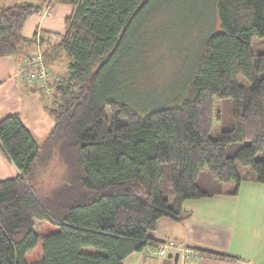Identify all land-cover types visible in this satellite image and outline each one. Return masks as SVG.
I'll use <instances>...</instances> for the list:
<instances>
[{
  "label": "trees",
  "instance_id": "16d2710c",
  "mask_svg": "<svg viewBox=\"0 0 264 264\" xmlns=\"http://www.w3.org/2000/svg\"><path fill=\"white\" fill-rule=\"evenodd\" d=\"M173 1L0 8V58L23 67L41 53L50 92L23 83L43 95L55 121L39 143L18 114L0 120L1 150L19 170L0 182V264H124L161 243L150 237L161 219L188 217L186 201L264 185V51H253L254 43L264 48V0H200L206 8L193 18L195 39L180 43L191 60L197 52L191 74L153 84L142 30L153 23L150 12ZM60 3L73 8L64 34L24 36L30 18ZM226 101L230 120L213 138L215 108ZM56 169L58 182L42 187ZM36 223L51 230L41 235Z\"/></svg>",
  "mask_w": 264,
  "mask_h": 264
},
{
  "label": "crops",
  "instance_id": "0c3cea01",
  "mask_svg": "<svg viewBox=\"0 0 264 264\" xmlns=\"http://www.w3.org/2000/svg\"><path fill=\"white\" fill-rule=\"evenodd\" d=\"M39 0H0V8L20 2ZM72 6L55 4L49 14L34 16L24 26L27 38L35 33L64 34ZM47 14V15H46ZM20 61L15 57L0 58V120L18 114L32 137L41 143L55 125L46 109L45 98L20 78ZM59 68L55 69L58 70ZM19 175V170L0 147V182ZM231 187V186H230ZM230 187L227 189L229 190ZM188 217L182 222L161 219L151 239L176 242L199 251L220 253L235 260L201 257L193 264H264V185L244 182L238 195H220L183 204ZM239 259V260H238ZM124 264H161L147 251L129 256ZM163 264H175L170 259Z\"/></svg>",
  "mask_w": 264,
  "mask_h": 264
},
{
  "label": "rangeland",
  "instance_id": "374dc122",
  "mask_svg": "<svg viewBox=\"0 0 264 264\" xmlns=\"http://www.w3.org/2000/svg\"><path fill=\"white\" fill-rule=\"evenodd\" d=\"M203 2L200 0H174L171 4H164L157 11L150 12L149 15L146 16L145 19H148L150 22L152 20L153 23H150L146 28L144 26V33L142 30L141 35L143 39L144 34L146 41L150 43L147 47L146 57L144 55V67H146L144 72H146L149 81H152L153 84H169L172 80L174 84H180L181 79H178L180 73L184 75V78L189 77L191 74L192 66L196 61L197 52H194V60H191L190 55L185 51V48L180 46V43L184 41L191 43L195 39L193 24L196 21H193V18L197 13L202 12L204 8H206ZM162 39L171 45H161L159 40ZM260 48L261 46H257L255 43L253 44V51L255 54L264 51V48ZM22 69L23 67L20 65V78H22ZM172 76L173 78H171ZM226 102L227 103L218 102L215 108L214 129L211 132L213 138H218L220 136L223 130L222 128L225 127L224 124L228 123L230 120V101ZM217 118L221 121H218ZM60 176V169L54 170V173L49 171L43 175V180L41 182L42 187L45 186V188L48 189L52 183L58 182ZM227 186H225V189H228L231 185L229 187ZM226 193L228 192L226 191ZM35 229L41 235H45L51 230L39 223H36ZM87 251L92 252L93 250Z\"/></svg>",
  "mask_w": 264,
  "mask_h": 264
},
{
  "label": "built area",
  "instance_id": "2783aa9c",
  "mask_svg": "<svg viewBox=\"0 0 264 264\" xmlns=\"http://www.w3.org/2000/svg\"><path fill=\"white\" fill-rule=\"evenodd\" d=\"M50 11L51 9H48L46 13L49 14ZM47 79V68L43 63L42 55L39 52L30 58V60L23 66L21 80L28 84L38 81L40 86L45 88L46 92H50V88L46 85ZM145 250L149 257L157 259L161 264L167 259L174 262V256L176 254L179 255L178 264H193L201 256L199 250L188 246H180L178 243L172 241L161 242L156 246L150 245L146 247ZM170 254L172 255V258H169Z\"/></svg>",
  "mask_w": 264,
  "mask_h": 264
},
{
  "label": "water",
  "instance_id": "95a60500",
  "mask_svg": "<svg viewBox=\"0 0 264 264\" xmlns=\"http://www.w3.org/2000/svg\"><path fill=\"white\" fill-rule=\"evenodd\" d=\"M169 258H172V255H171V254L169 255ZM178 260H179V255L176 254V255L174 256V263H175V264H178Z\"/></svg>",
  "mask_w": 264,
  "mask_h": 264
}]
</instances>
